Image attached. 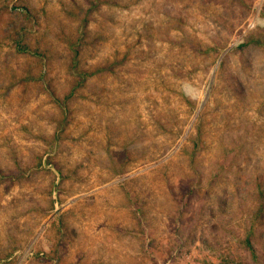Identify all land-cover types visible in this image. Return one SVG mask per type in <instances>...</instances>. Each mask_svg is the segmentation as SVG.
<instances>
[{
    "label": "rangeland",
    "instance_id": "obj_1",
    "mask_svg": "<svg viewBox=\"0 0 264 264\" xmlns=\"http://www.w3.org/2000/svg\"><path fill=\"white\" fill-rule=\"evenodd\" d=\"M90 1L0 0V264H264V0Z\"/></svg>",
    "mask_w": 264,
    "mask_h": 264
},
{
    "label": "trees",
    "instance_id": "obj_2",
    "mask_svg": "<svg viewBox=\"0 0 264 264\" xmlns=\"http://www.w3.org/2000/svg\"><path fill=\"white\" fill-rule=\"evenodd\" d=\"M89 3L91 5V7L89 9L83 11L85 13V17H88V15H91L94 10H97L98 9V5H102L103 0H91ZM83 21L84 22H88L87 19H85ZM80 29L81 30L79 31V34H78L77 38L75 40H73V41L72 40L71 41H68V49H69V52H70L71 57H72V67L75 68V69L78 68V65H79V59H80V54H81V46L83 44V36H85V34L87 32V24L84 23L83 26H81ZM254 43L256 45H260L261 41L260 40H256ZM18 50L19 51L29 52V53H35V54L38 53V52L36 53V52L30 51L28 49L27 45L26 44H22L21 41L18 42ZM38 55H40V54H38ZM103 69L108 70V66L107 67H104V68L103 67L102 68H99V72L102 71ZM78 78L80 79V81H79L80 84L85 83L86 77L84 76L83 73L82 74H79L78 75ZM245 242L251 248H253V244L251 243V239L250 238H247L245 240Z\"/></svg>",
    "mask_w": 264,
    "mask_h": 264
}]
</instances>
